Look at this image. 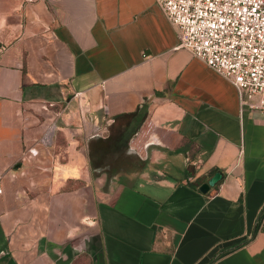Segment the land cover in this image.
Returning <instances> with one entry per match:
<instances>
[{
  "label": "crops",
  "instance_id": "crops-1",
  "mask_svg": "<svg viewBox=\"0 0 264 264\" xmlns=\"http://www.w3.org/2000/svg\"><path fill=\"white\" fill-rule=\"evenodd\" d=\"M0 185V264H264V110L156 0H0Z\"/></svg>",
  "mask_w": 264,
  "mask_h": 264
},
{
  "label": "built area",
  "instance_id": "built-area-1",
  "mask_svg": "<svg viewBox=\"0 0 264 264\" xmlns=\"http://www.w3.org/2000/svg\"><path fill=\"white\" fill-rule=\"evenodd\" d=\"M156 1L176 27L179 46L228 77L242 104L264 110V0ZM56 131L52 122L39 143L53 145Z\"/></svg>",
  "mask_w": 264,
  "mask_h": 264
},
{
  "label": "water",
  "instance_id": "water-1",
  "mask_svg": "<svg viewBox=\"0 0 264 264\" xmlns=\"http://www.w3.org/2000/svg\"><path fill=\"white\" fill-rule=\"evenodd\" d=\"M220 177V173L216 172L213 174L205 183L201 185V189L206 192L208 187L212 185L218 178Z\"/></svg>",
  "mask_w": 264,
  "mask_h": 264
},
{
  "label": "rangeland",
  "instance_id": "rangeland-1",
  "mask_svg": "<svg viewBox=\"0 0 264 264\" xmlns=\"http://www.w3.org/2000/svg\"><path fill=\"white\" fill-rule=\"evenodd\" d=\"M119 149H120V150H118V151H114V152H116V154L118 155V157H120V155L123 156V154H122V152H123V148L121 147V148H119ZM118 153H120V154H118ZM128 161H129V160L126 161V160L124 159V157H123V158H122L121 160H119V161H117V160H115V161H114V160H111V161H109V163L112 164L113 162H116V163H121V164H123V165H128L129 162H130V161H129V162H128Z\"/></svg>",
  "mask_w": 264,
  "mask_h": 264
}]
</instances>
